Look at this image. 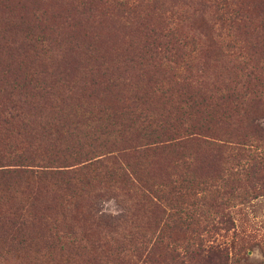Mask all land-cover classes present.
Here are the masks:
<instances>
[{"label":"trees","instance_id":"trees-1","mask_svg":"<svg viewBox=\"0 0 264 264\" xmlns=\"http://www.w3.org/2000/svg\"><path fill=\"white\" fill-rule=\"evenodd\" d=\"M208 1L215 18L207 22L201 11L184 29L186 10L174 11L173 26L151 23L154 14L163 23L164 0H75L90 26L102 21L88 22L97 5L123 28L131 29L135 18L145 38L124 41L110 56L76 28L65 36L50 27L25 29L22 38L1 36L0 50L10 60L0 61V257L28 254L27 264H48L59 255L57 264H162L156 248L171 237L162 227L150 229L160 227L163 214L176 218L178 212L167 213L162 200L172 201L170 194L149 185L148 166L160 155L172 161L166 167L180 165L182 192L175 193L181 197L196 185L189 171L197 154L240 151L244 141L238 132L241 74L235 64L227 74L222 59L223 48L234 47L237 38L226 43L224 33L251 21L249 5L260 6L264 18V0H247V8ZM6 24L16 28L10 19ZM249 88L258 90L252 79ZM251 134L264 135V122ZM112 187L138 196L133 216L141 231L110 245L108 233L95 237L93 230L120 226L130 215L128 206L119 216L97 214L98 190ZM85 216L90 223L77 233L73 228ZM58 219L70 229L60 230ZM196 240L201 248L203 239Z\"/></svg>","mask_w":264,"mask_h":264},{"label":"rangeland","instance_id":"rangeland-1","mask_svg":"<svg viewBox=\"0 0 264 264\" xmlns=\"http://www.w3.org/2000/svg\"><path fill=\"white\" fill-rule=\"evenodd\" d=\"M205 1L206 5L202 6L196 4V0H164L165 6L161 15L164 18L163 23L159 24L160 20L156 14L150 19L151 23L157 26L163 24H167V27L173 26L177 22V16L173 14L175 10L180 13L188 11L189 18L182 25L184 29H189V24L201 11H204L203 18L210 23L215 18L216 7L211 1ZM233 1L237 4L236 7L241 8H247L250 4L247 0L242 3L241 0ZM97 6L98 10L91 13L88 22L92 23V18L94 20L102 18V21L96 26H90L83 23L84 18L80 17L75 0H0V33H3L0 34V40L1 36L9 39L22 38L25 29L30 31V28L50 27L53 33H60L62 36L76 34L74 32L76 28L79 36H83L82 33L87 34L86 38L91 36L90 40L96 45L97 51H104L106 56H110L114 50L121 48L124 41L130 38H135L136 41L145 38L136 30L135 18H132L131 29H126L102 5ZM249 6V10L252 11L251 21L247 19L244 25L241 24L224 33L226 43H233L236 38L237 40L234 47L223 48L222 56L227 66V74L234 64L238 65L241 74L238 84L240 97L238 132L244 140L240 143L241 150L226 151L218 156L197 154L196 163L189 171L196 179V185L188 188L181 197H178L182 192L178 179L180 175H185V170H182L180 165L168 168L165 164L172 161L168 160V163L167 159L160 155L145 172L150 178L149 185H152L154 190L160 188L170 194L168 198L172 201L162 200L167 213L169 209L170 213L178 212L176 218L163 214L160 227L154 229L151 226L150 229L159 231L162 227V232L171 237L164 239L159 248H156L162 264H264V135L251 134L256 124L264 122V18L261 17L260 6L256 8ZM149 10L146 9L145 12ZM194 11L195 14L192 15ZM7 19L16 23V28L12 29H16L17 33L9 35L7 30L12 29L6 24ZM85 25L87 29L84 30ZM227 34L229 36H226ZM6 56L8 55L0 50L1 62L10 60L5 59ZM14 58H11L13 62ZM13 69H18L16 63H13ZM18 70L26 68L21 65ZM250 79L258 89L253 93L249 88ZM207 161L210 163L209 166L205 164ZM178 190L180 192L175 193ZM137 197L132 191L127 192L120 187L98 190L95 199L98 215L119 216L125 213L124 206L129 207L130 215L120 226L94 229V236H104L108 233L112 237L110 245H113L115 237H121L123 234L128 238L141 231V227L134 226L140 220L133 216ZM85 208L84 206V210ZM149 219L151 218H143V221ZM58 222L61 224L58 227L60 230L70 229V226L63 225H70V222L61 223L59 219ZM78 222L79 227L73 228L77 233L85 225H89L90 218L85 216ZM196 236L203 239L204 245L201 248L196 246ZM169 243L176 248H167L166 245ZM127 248L128 245L123 248L126 249L125 253L128 252ZM83 249L80 251L83 252ZM169 249L179 252V256L174 258ZM28 257V254L23 256V253L15 257L5 255L0 257V264H27ZM56 257L57 261L47 259L46 262L57 264L63 258L62 255ZM126 261L127 259H124L123 263Z\"/></svg>","mask_w":264,"mask_h":264}]
</instances>
